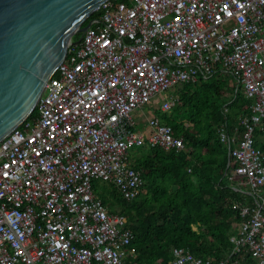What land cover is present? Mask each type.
<instances>
[{
	"label": "built area",
	"instance_id": "2783aa9c",
	"mask_svg": "<svg viewBox=\"0 0 264 264\" xmlns=\"http://www.w3.org/2000/svg\"><path fill=\"white\" fill-rule=\"evenodd\" d=\"M93 14L36 117L0 142V264H143L125 216L107 210L94 183L136 198L143 180L129 152L146 141L179 151L184 140L155 115L140 130L134 112L158 104L167 113L174 87L217 71L252 101L240 139L237 128L218 129L232 154L231 189L250 202L226 258L175 247L171 264H264V153L254 146L264 119V0H108Z\"/></svg>",
	"mask_w": 264,
	"mask_h": 264
},
{
	"label": "trees",
	"instance_id": "16d2710c",
	"mask_svg": "<svg viewBox=\"0 0 264 264\" xmlns=\"http://www.w3.org/2000/svg\"><path fill=\"white\" fill-rule=\"evenodd\" d=\"M173 93L178 102L171 111L161 112L158 104L152 108L155 116L171 126L175 137L183 138L184 148L165 151L146 141L131 150L129 164L141 172L143 184L130 201L114 188L103 190L98 183L94 187L110 213L125 216L137 262L171 264L175 247L218 262L231 252L229 238L243 222L240 208L250 202L231 189L232 154L218 129L225 125L232 136L237 128L235 138L240 139L241 119L250 115L252 101L233 76L220 71L197 83L177 85ZM36 115L35 108L27 120ZM138 128L145 131L147 126ZM261 128L254 133V146L264 153V119ZM234 148L231 144L230 150Z\"/></svg>",
	"mask_w": 264,
	"mask_h": 264
},
{
	"label": "water",
	"instance_id": "95a60500",
	"mask_svg": "<svg viewBox=\"0 0 264 264\" xmlns=\"http://www.w3.org/2000/svg\"><path fill=\"white\" fill-rule=\"evenodd\" d=\"M106 1L0 0V142L35 110L68 47L81 42L85 22Z\"/></svg>",
	"mask_w": 264,
	"mask_h": 264
},
{
	"label": "crops",
	"instance_id": "0c3cea01",
	"mask_svg": "<svg viewBox=\"0 0 264 264\" xmlns=\"http://www.w3.org/2000/svg\"><path fill=\"white\" fill-rule=\"evenodd\" d=\"M152 115H154V110L152 107L144 108L142 110L134 112V116L137 120L138 126L143 128L146 126L148 118Z\"/></svg>",
	"mask_w": 264,
	"mask_h": 264
},
{
	"label": "rangeland",
	"instance_id": "374dc122",
	"mask_svg": "<svg viewBox=\"0 0 264 264\" xmlns=\"http://www.w3.org/2000/svg\"><path fill=\"white\" fill-rule=\"evenodd\" d=\"M98 185L103 189V190H110L112 187L108 184H102V183H98ZM99 193V189L98 191L96 190V194L98 195ZM99 197V195H98ZM194 229V228H193ZM195 230V229H194Z\"/></svg>",
	"mask_w": 264,
	"mask_h": 264
}]
</instances>
